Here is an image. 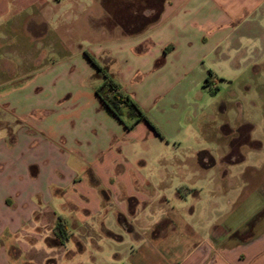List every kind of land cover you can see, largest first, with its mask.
Instances as JSON below:
<instances>
[{
	"label": "crops",
	"instance_id": "crops-1",
	"mask_svg": "<svg viewBox=\"0 0 264 264\" xmlns=\"http://www.w3.org/2000/svg\"><path fill=\"white\" fill-rule=\"evenodd\" d=\"M85 51L159 133L112 113ZM263 57L264 0H0V264H264V178L135 151L179 147L170 92Z\"/></svg>",
	"mask_w": 264,
	"mask_h": 264
},
{
	"label": "rangeland",
	"instance_id": "rangeland-1",
	"mask_svg": "<svg viewBox=\"0 0 264 264\" xmlns=\"http://www.w3.org/2000/svg\"><path fill=\"white\" fill-rule=\"evenodd\" d=\"M48 56L39 53L41 62ZM53 56L59 58L57 53ZM4 61L10 68L13 60L7 57ZM260 63L257 71L249 67L232 69L225 71L229 74L224 75L225 78L215 73L213 93L201 86L191 87L188 96H175V92H170L164 106L181 120L177 135L181 141L179 147L176 148L172 141L167 143L155 138L136 146L135 151L153 164L155 161H239L235 166L221 165L219 169L227 167L226 174L232 176L241 173L264 178V57ZM59 74L58 79L62 80V71ZM197 113L199 115L195 116ZM238 127L241 128L236 129ZM229 137L232 144L228 142ZM147 172L159 174L156 166L148 167ZM253 184L247 190L246 199L236 205L247 213L255 207V195L250 193ZM260 221H264L263 212L257 216L256 222ZM4 248L6 246L0 245V250Z\"/></svg>",
	"mask_w": 264,
	"mask_h": 264
},
{
	"label": "trees",
	"instance_id": "trees-1",
	"mask_svg": "<svg viewBox=\"0 0 264 264\" xmlns=\"http://www.w3.org/2000/svg\"><path fill=\"white\" fill-rule=\"evenodd\" d=\"M85 53L89 60L96 66V68L99 71H102L103 79L101 83L95 87V92L103 101V103L112 111V113L122 121H124V118H129L131 120L130 122L127 123L124 121L126 127L128 128L138 120H145L152 128H154L157 133H159L141 106L131 97L130 94L124 92L121 89L120 83L102 70L101 65L96 61L91 53L88 51H85ZM210 75L211 71H209V75L205 79L204 86L208 87L210 92H213V88L209 86ZM56 227L58 231L64 234L59 219L57 221Z\"/></svg>",
	"mask_w": 264,
	"mask_h": 264
}]
</instances>
